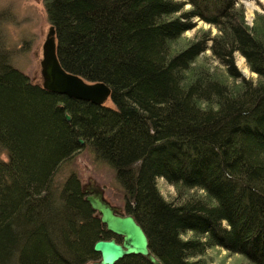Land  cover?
I'll return each instance as SVG.
<instances>
[{"label":"trees","instance_id":"1","mask_svg":"<svg viewBox=\"0 0 264 264\" xmlns=\"http://www.w3.org/2000/svg\"><path fill=\"white\" fill-rule=\"evenodd\" d=\"M43 2L60 64L106 83L112 106L32 82L0 37V264L98 262L95 241H121L76 175L53 185L82 146L113 169L120 214L134 216L160 264H199L213 247L264 264V14L248 24L239 0ZM196 19L217 33L202 29L180 46ZM206 50L224 71L200 60ZM236 52L255 81L238 72ZM115 264L152 263L128 255Z\"/></svg>","mask_w":264,"mask_h":264},{"label":"rangeland","instance_id":"2","mask_svg":"<svg viewBox=\"0 0 264 264\" xmlns=\"http://www.w3.org/2000/svg\"><path fill=\"white\" fill-rule=\"evenodd\" d=\"M239 1L245 7L248 24H252L256 12L264 14V0ZM188 7L187 4L186 8ZM49 26L43 0H0V37L4 41V48L9 54L11 65L37 84H42L40 74L41 46ZM202 29L210 30L212 36L217 33L215 27L196 19V26L186 31L178 44L182 46L187 40L199 37ZM234 59L235 66L243 77L252 81L257 79V75L249 70L245 59L239 53L234 54ZM200 60L215 67L218 71H224V66L214 59L210 50H206L201 55ZM105 105L112 106V103L107 100ZM0 160H8L7 151L1 146ZM71 174L78 177L86 196L93 190L101 191L103 198L118 213L122 212L124 196L113 169L98 160L89 147L82 146L71 159L60 165L53 179L54 187H60ZM156 184L159 192L166 200L174 199L175 188L164 178H157ZM191 192L194 193V191ZM190 236L191 233L186 235V237ZM196 260L199 264H249L245 256L230 254L219 247L207 249ZM94 262L90 261L86 264H93Z\"/></svg>","mask_w":264,"mask_h":264},{"label":"water","instance_id":"3","mask_svg":"<svg viewBox=\"0 0 264 264\" xmlns=\"http://www.w3.org/2000/svg\"><path fill=\"white\" fill-rule=\"evenodd\" d=\"M57 41L55 28L50 25L41 46L40 74L42 87L50 92L66 95L70 98L89 101L103 105L111 97L110 87L100 81L88 82L82 77L65 70L57 56ZM70 120L68 114L65 115ZM80 144L83 143L79 139ZM91 208L99 214V219L106 230L118 237L100 239L94 242L93 250L100 255V260L93 264H115L128 255H141L152 264H160L149 250L148 237L131 214L118 213L107 202L101 191L93 190L86 196Z\"/></svg>","mask_w":264,"mask_h":264},{"label":"bare ground","instance_id":"4","mask_svg":"<svg viewBox=\"0 0 264 264\" xmlns=\"http://www.w3.org/2000/svg\"><path fill=\"white\" fill-rule=\"evenodd\" d=\"M204 22V21H203ZM215 35V34H214ZM83 144V143H82Z\"/></svg>","mask_w":264,"mask_h":264}]
</instances>
